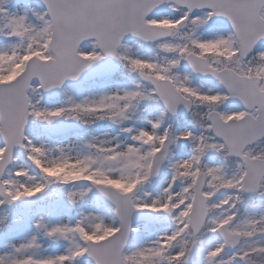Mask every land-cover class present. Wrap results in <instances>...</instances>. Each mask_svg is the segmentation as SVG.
<instances>
[{"label":"snow or ice","instance_id":"obj_1","mask_svg":"<svg viewBox=\"0 0 264 264\" xmlns=\"http://www.w3.org/2000/svg\"><path fill=\"white\" fill-rule=\"evenodd\" d=\"M6 2L0 209L31 231L0 264H264V0H41L31 18ZM86 75L116 86L76 102L65 86ZM67 120L118 132L54 145Z\"/></svg>","mask_w":264,"mask_h":264},{"label":"rangeland","instance_id":"obj_2","mask_svg":"<svg viewBox=\"0 0 264 264\" xmlns=\"http://www.w3.org/2000/svg\"><path fill=\"white\" fill-rule=\"evenodd\" d=\"M4 6L8 7L7 4H5ZM25 8L29 10L30 18H31L32 9H35L37 11L43 10L42 6L37 1H35L34 3H30L27 0H19L18 4L14 9H10V8L9 9L10 11L15 12L18 9L23 10ZM4 43H6V41L0 38V45H3ZM128 43L132 47L133 52L136 54L145 51L144 49L138 48L136 46V43H134L133 41H130ZM84 47L87 49L88 45H85ZM260 50H264V46ZM112 80L120 81V79H112ZM120 82H121V86H124L128 83L124 81H120ZM115 86L116 85L114 84L110 85L109 80H103V81L98 80L95 82H90L83 86L68 85L66 86L65 91H67V93L71 95L73 100L76 102H80L83 99H88L89 101H91V100L99 99V96L104 93L113 91ZM67 98L68 97L66 95H63L62 93V96L58 100H51V103L59 104L61 100L66 101ZM150 112H151V108H150ZM66 122L69 124L70 127L66 133L67 137L58 140H53L51 138V143H53L54 145H62L63 147L67 148L71 144L75 143L79 147L84 141L90 140L92 136H95L99 139H106L115 136L118 132V129L115 126L107 122H99L100 124L105 123L107 125L105 127H99L94 131H85V132H83L84 127L80 126L78 122L76 121L71 122V120H67ZM33 128L38 129L39 126L33 125L29 132H31ZM43 138L47 139L48 137H43ZM75 154H76L75 151L71 153V155H75ZM54 188L58 189V191H56L54 197H51V201L48 202L58 201L59 203L63 204L62 190L59 188V186H53V189ZM48 195H51V193L49 192ZM64 207L66 208L67 206L64 205ZM83 207L85 210H87L89 205L86 204ZM6 210L0 212V220H4V221H6V219L10 220L11 228H6L4 231H0V252H4L7 250L5 248V245L7 244H13V243L18 244L20 242L21 237L23 235L29 234L31 231L27 218L22 213L13 210V212H8L6 214L7 212ZM33 211H35V209H33ZM79 211H80V206H78L75 209H71L70 213L66 212L65 215L58 217L49 216L46 210L43 212V214L45 215L46 220L51 222H58V221H66L69 218V215L74 219L76 215L79 213ZM40 236H41L40 239L41 244L43 245L44 248L48 249L49 252H56L62 250L63 248L62 243H57L48 240L43 236L42 232ZM41 251H43V249Z\"/></svg>","mask_w":264,"mask_h":264},{"label":"water","instance_id":"obj_3","mask_svg":"<svg viewBox=\"0 0 264 264\" xmlns=\"http://www.w3.org/2000/svg\"><path fill=\"white\" fill-rule=\"evenodd\" d=\"M117 69H118V66L116 68V71L114 72V74L117 72ZM93 71H99L101 73H109L112 71V65H111V62H108L106 65L104 66H101L99 69L97 70H93ZM103 76H106V75H100V76H95V75H86L79 83L77 84H81V83H84V82H87L88 80H92V79H95L97 77H103ZM60 95V93H57L55 95V97H58ZM52 126V125H51ZM50 126V127H51Z\"/></svg>","mask_w":264,"mask_h":264}]
</instances>
